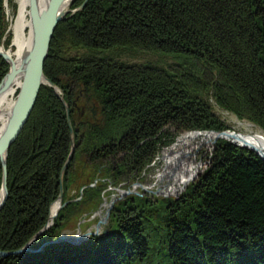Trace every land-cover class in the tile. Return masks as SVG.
<instances>
[{
    "label": "trees",
    "instance_id": "trees-1",
    "mask_svg": "<svg viewBox=\"0 0 264 264\" xmlns=\"http://www.w3.org/2000/svg\"><path fill=\"white\" fill-rule=\"evenodd\" d=\"M83 2L75 0L73 8ZM7 28L0 0V42L8 47ZM116 50L169 54L176 61L128 63ZM49 53L45 72L66 90L78 126L64 201L74 196L73 178L86 166L102 176L100 186L84 189L95 208L105 187L142 172L164 133L165 143L184 130L228 128L211 97L264 130V0H88L58 24ZM9 68L0 55V81ZM80 95L89 103L79 106L85 113L94 101L100 106L97 122L75 117ZM66 113L54 88L44 86L9 150L0 250L22 248L48 221L71 152ZM1 185L0 162V191ZM153 200L137 194L120 200L109 235L0 256V264H264V159L251 148L219 139L207 168L179 197ZM83 210L82 201H70L32 247L56 239Z\"/></svg>",
    "mask_w": 264,
    "mask_h": 264
},
{
    "label": "rangeland",
    "instance_id": "rangeland-1",
    "mask_svg": "<svg viewBox=\"0 0 264 264\" xmlns=\"http://www.w3.org/2000/svg\"><path fill=\"white\" fill-rule=\"evenodd\" d=\"M4 1H5L7 20H8L7 33L9 32L12 34L11 44L8 47L5 45V48H6L5 50H9L10 46L13 44L14 24L16 22L17 16H18L19 11H20V4H19L18 0H14V2L16 3V9H14L13 6L10 4L9 0H4ZM27 9H28V7H27ZM69 14H70V12H69ZM27 17L29 18V14H27ZM26 33L28 34V28L26 30ZM5 38H6V36L4 37V39ZM10 50L14 53L16 51V46L13 44L11 46ZM116 52H117V55H115V56L117 58H119L122 61L128 62V63H155V64L167 66V64L176 61L175 57L172 55L155 53V52H151V51L126 50V51L118 52V50H116ZM15 94H16V92H14V94H12L10 96V99L14 100ZM86 99H87L86 96L83 97V101L81 102L80 106L86 105L84 103H88L86 101ZM210 100H211L214 112L221 119H223L225 121V123L228 125V129L242 133V134L249 133L250 131H253V130H255V131L261 130L264 132V130L260 126H258L256 123H254L248 119L239 118L236 113L219 106L213 97H211ZM94 102H95L94 107L89 106L88 112L91 113L92 108L96 107L97 117H99L98 119H100L101 118V112H100L101 108L96 101H94ZM0 124H1V121H0ZM166 128H168V131L169 130L170 131L176 130L173 126L171 127L170 125H167ZM165 130H167V129H165ZM165 130L163 128L162 132H164ZM192 130H197V129L180 131V132L175 134V137L173 138V140H171V141L167 140L165 143H164V141L167 139V136H165L166 134L164 133V139L162 142H160V148H159L156 156L152 159L151 162L147 163V165L143 168L142 172L138 176H135V177H130L128 175L127 176L128 180H123V182H121L119 184L120 186L117 185L118 187H116V188H114L116 185H114L112 183L109 184L107 187H105V189L103 190V193H102V199L100 200L99 204L95 205V208L90 207V205H89L90 201L88 200V194L86 195V191L84 189L86 186H89V185L93 186V187L100 186L101 181H99V179H101L102 176L99 175L96 177L94 175L95 174L94 170L92 168L86 167L83 171L80 172V174H82L81 176L78 175L77 178H75V179L73 178L70 194L74 195V196L72 198L68 199L69 202L70 201H78V200L82 201L84 212L81 215H78L76 217H71L70 220L68 221V223L66 224V226L64 227V229L59 234V236H61V234L64 232L72 235L73 237L78 236L79 232L84 233V232H87L89 230L95 232L97 230V226H96L97 223L102 219L101 216L105 215L109 205H111V203L114 201L113 206L110 209V219H111V212L114 210L115 205L120 200H123L127 196H129V194H134V193L136 194V192H139V193H142L141 195H148L149 197L154 199L153 200L154 202H156L158 204H159L158 199H160L162 197H172V196L179 197L183 193V191H185L188 188V186L193 181H195L198 178V176L204 171V169L207 168V166L209 165L210 160H211V153L214 150L215 142L213 140L212 142L201 143L200 139H196L194 141H191V143L188 144V148H192V157L195 158L197 160V162H200L201 166L198 169L197 173L194 174L193 178L188 183V185L184 188L182 187L181 189H178L176 192H172L173 195L166 196L163 193L164 190H166L168 188L169 184L171 182H173L172 179L160 180L158 178V173L163 169V166H164V163H163L162 159L160 158V155L163 154L164 149H166L171 144H173L179 138L180 135L186 133L187 131H192ZM219 139L228 140L226 138H219ZM71 153H72V150H71L70 154ZM74 153L75 152H73V154ZM64 171L65 170L62 169L63 173H64ZM119 190H121V192ZM139 193H138V195H140ZM120 194H122V196H119ZM114 197H117V199L115 198V200H113L112 198H114ZM57 199L55 201H57ZM84 199H86L87 202H85ZM62 203H65V201L63 200ZM48 220H49V218H48ZM52 221L54 223V220H52ZM106 227L107 226H103V228L101 227L99 229V232H103L104 228H106ZM43 228L39 232H37L36 234L42 233L43 231L47 230V229L43 230ZM92 236H94V235H92ZM37 238H35V239H37ZM35 239L33 241H35ZM83 243H84V241L81 242L80 244H74V245L75 246H81ZM71 244H73V243H71ZM31 248H33V247H31Z\"/></svg>",
    "mask_w": 264,
    "mask_h": 264
},
{
    "label": "bare ground",
    "instance_id": "bare-ground-1",
    "mask_svg": "<svg viewBox=\"0 0 264 264\" xmlns=\"http://www.w3.org/2000/svg\"><path fill=\"white\" fill-rule=\"evenodd\" d=\"M18 1H19V4H20V11H19V14L17 16L16 22L14 24V39H13V44L16 46V51L13 53L10 50V48H11V46L13 44L10 46L9 50H5L6 48H5L4 41L2 43L0 42V50L6 51V53L13 58V60L16 62L17 65H19L23 54H25V52L30 49L31 41H33V39L35 38V35L32 33L33 22L31 20V16H30L31 10H30V6H29V3H28L29 0H18ZM38 1H39L40 6L43 7V8L46 6V4L48 2V0H38ZM74 1L75 0H67L66 3H64L63 6L66 7V5H67V9H68V12L65 15L66 17L70 16V15H72V13H75L76 11L82 9L84 7V5L87 3L88 0H84V2L80 6H78L76 8H73ZM27 7H28V9H27ZM69 12H70V14H69ZM27 14H29V18L27 17ZM65 16L63 17L62 20L59 21V23L66 18ZM59 23H57V26H58ZM57 26H56V28H57ZM27 28H28V34L26 33ZM56 28H55V30H56ZM5 36H7V35H5ZM50 44H51V42H50ZM49 52H50V46H49V50L47 52V55L45 57V60L43 62L44 74H45L46 77H48V79H44L43 81H41V83L39 85L38 94H37V97H36V100H35V104H34V106L31 109V112H30V114L28 116L27 121L29 120V117H30L35 105H36L37 99L39 97V94H40L42 88L44 86H51L52 88H54L56 93L63 100L64 105L66 107V111H67L66 114H67V117H68V122L70 121L69 122V126H70V129H71V135H72L71 150L74 149L73 151L75 152L76 144H77L75 142V140H76L75 132H76V129L78 128V126H74L73 125V119H72V115H71V105H70L69 102H67V100L64 99L66 90L65 89L63 90L62 87H60L56 82H54V80H52L48 76V74L45 72V64H46V60L48 59V56L50 54ZM9 71H10V68L4 74V76L1 79V81L3 80V78L6 77L7 73H9ZM22 82H23V78H20V79L18 78L8 90H6L4 93H2L0 95V121H1V124H0V135L5 131L6 123L8 122V116L10 115L11 108L14 106L15 100H16L17 96L19 95V93L21 92ZM14 92H16L15 99L12 100V99H10V96L12 94H14ZM81 95L79 97L77 96L76 101H74L76 104H78V107L81 105V102L83 101V98H81ZM79 109H80V107H79ZM75 117H81L82 119L88 118L89 120H93L94 122H97V120L99 118V117H97L96 107L92 108L91 113L88 112V114L85 113L84 109L83 110L80 109L78 115H75ZM27 121L25 122V124L27 123ZM22 129H21V131H22ZM227 129L228 128H225V129H222V130H227ZM222 130H219V131H222ZM21 131L17 135V138L20 136ZM219 131L214 130V129H212V130H205L204 129V130L187 131L186 133L180 135L179 138L173 144H171L169 147L164 149L163 154L160 155V158L162 159V161L164 163V166H163V169L158 173V178L160 180L172 179L173 182H171L169 184L168 188L166 190H164L163 193L168 194V193L176 192L178 189H181L183 187L184 183H188L189 181H191V179L193 178L194 174L197 173L198 169L200 168L201 163L197 162V160L192 157V148H188V144L191 143V141H194L196 139H200L201 143L212 142L213 140L216 139L217 136H219V138H226V139H228L230 141L234 140V138L229 136L227 133L219 134L218 133ZM241 136L244 138V140H246L253 147H255L258 152L264 153V132L263 131H261V130H256V131L253 130V131H250L249 133L241 134ZM16 139L12 142V144L16 141ZM234 141H237L240 144L243 143L240 139L234 140ZM12 144H11V146H12ZM11 146L8 149L7 161H8L9 150H10ZM240 146H242V145H240ZM73 155H72L71 158H70V154L67 157V160L65 162V164L68 162L67 167H68L70 161L72 160ZM0 162H1V165H2V160L1 159H0ZM65 164H64V166H65ZM67 167H66V169H67ZM63 169H64V167H63ZM66 169H64V170L66 171ZM7 171H8V168H7ZM65 171H64V173L61 172V176H60V183H61L60 194L62 193V196H63L62 197V201L64 200V194H65V189L63 187ZM8 176H9V173H8ZM2 177H3V167H2ZM118 186H120V185H118ZM118 186L116 185L114 188H116ZM119 191L121 192V190H119ZM138 193L139 192H136L137 195H138ZM60 194H59V196H60ZM139 194L141 195L142 193H139ZM129 195H133V194H129ZM119 196H122V194H120ZM1 198H2V185H1V191H0V199ZM115 198L117 199V197H114L112 199L115 200ZM68 203H69V200L66 199L65 200V205H63L61 208L59 207L60 206V201L57 200V201L52 203L51 211H50V214H49V216L51 215L52 220L55 221V219L58 216V214L56 215V213L57 212L59 213V211L64 206H66ZM103 216H101V218ZM74 217H76V216H74ZM103 226H107V227L104 228L103 232H100V234L109 235V234L112 233L114 225L112 224L110 216H109L107 221H104V222L101 223V227L102 228H103ZM48 228H50V227H48ZM100 234H95V235H100ZM91 236H89V238L85 239L84 242L89 240ZM56 239H58V238H56ZM56 239H49L47 241H44L40 247H38V248H34L33 247L34 249L33 250H29V251L30 252H41L42 250H44L46 248V246H49V245L58 244V245H63L61 247H66V246L69 247V244H71V242H69V241H61V242L60 241H54V242H51L52 240H56ZM48 241L50 243L46 244ZM34 242L35 241H33L30 244V247H32V244ZM27 243H29V242H27ZM74 244L75 243H73L72 245L74 246ZM17 250L18 249L12 250V252L13 251H17ZM4 251H8V250H4ZM24 252H26V251H24ZM21 253H23V252H21Z\"/></svg>",
    "mask_w": 264,
    "mask_h": 264
},
{
    "label": "water",
    "instance_id": "water-1",
    "mask_svg": "<svg viewBox=\"0 0 264 264\" xmlns=\"http://www.w3.org/2000/svg\"><path fill=\"white\" fill-rule=\"evenodd\" d=\"M66 1L67 0H48L44 8L40 6L38 0L28 1L31 10L30 16L33 22L32 33L35 35V38L33 39V41H31L30 49L26 51L25 54H23L19 65L16 64L13 58L9 56L6 51L0 50V54L4 58H6V60H8V62L10 63L9 73H7L6 77L3 78V80L0 82V95L6 90H8L18 78H23L21 92L17 96L14 102V106L11 108L10 115L8 116V122L6 123L5 131L0 135V159L2 160L3 167L2 198L0 199V208L4 206L9 193L7 171L8 149L11 146L12 142L17 138V135L19 134L28 119L31 109L35 104L41 81H43L44 79H48V77H46L44 74L43 62L49 50L50 42L57 26V23H59V21L62 20L68 12L67 5L66 7L63 6ZM218 133H227L229 136L233 137L234 140L240 139L243 142L242 144L234 140H232V142L238 145L251 148L264 159V153L258 152L255 147H253L249 142L244 140V138L241 136L242 133L229 129L219 131ZM218 139L219 136L216 137L214 142H216ZM73 150L74 149H72L70 158L73 155ZM67 164L68 162L65 164L64 169H66ZM188 183H184L183 188L186 187ZM165 195H173V193H168ZM62 197L63 196L61 193L57 199L58 201H60V208L65 205V203H62ZM113 202L111 203V205H109L102 219L97 223V230L95 232L90 230L84 233L80 232L76 237H73L72 235L64 232L61 234V236L58 237V239L52 240L51 242L69 241L71 243L80 244L85 239L89 238V236L99 234L101 223L107 221L110 216V209L113 206ZM57 214L58 212L56 213V215ZM52 223L53 221L50 215L48 223H46L43 230L50 227ZM39 234L40 233L36 234L29 241V243H27L17 251L12 252L0 250V256H6L11 253L18 254L24 251L33 250L34 248H31L30 244L35 238L38 237ZM48 243L50 242L48 241L46 244Z\"/></svg>",
    "mask_w": 264,
    "mask_h": 264
}]
</instances>
